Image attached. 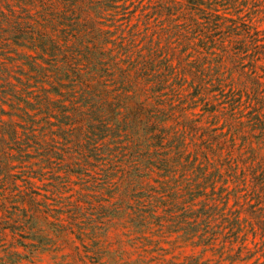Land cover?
<instances>
[{"label":"rangeland","instance_id":"1","mask_svg":"<svg viewBox=\"0 0 264 264\" xmlns=\"http://www.w3.org/2000/svg\"><path fill=\"white\" fill-rule=\"evenodd\" d=\"M62 1L0 0V7L11 20L25 18L65 44L82 31L66 35L55 23V12L68 10ZM97 1L79 0L86 11L81 23L95 18ZM242 1L235 12L214 0H115L96 18L117 59L174 67L163 98L169 120L161 149L172 169L149 174L140 193L126 189L128 141L107 138V154L101 146V158L86 157L83 139L75 141L78 125L61 124L55 55L37 59L46 69L41 82L22 86L17 80L25 84L30 68L18 53L36 52L0 47V58L12 61V81L24 88L14 108L11 100L0 105L16 183L0 175V264H264V101L249 90L257 79L264 95V62L254 65L249 51L235 52L242 35L226 32L229 21L218 20L220 34L207 21L217 6L219 16L252 23L263 43L264 0H254L255 7ZM6 27L2 22L0 32ZM196 64L210 68L203 87L182 73ZM43 91L52 100L48 109L38 102ZM173 134L184 148L175 147Z\"/></svg>","mask_w":264,"mask_h":264},{"label":"trees","instance_id":"2","mask_svg":"<svg viewBox=\"0 0 264 264\" xmlns=\"http://www.w3.org/2000/svg\"><path fill=\"white\" fill-rule=\"evenodd\" d=\"M187 1L197 5L201 0ZM248 1H242V4L246 6ZM114 2L115 0H98L93 4L95 18L90 17L89 20L81 23L79 18L86 12L82 3L79 0H68V10L55 12V23L63 26L61 29L63 34L68 35V32L72 33L78 28L81 29L82 34L72 33L74 41L65 44L61 43L60 39L48 36L25 18H22V21L11 20L0 7V24L2 22L7 24V27L0 32V47L10 46L13 50L11 46L14 45L26 46L36 52V57L18 53V59L26 61L22 64L30 68L24 73L27 76L25 84L17 80L22 86H29V80H34L35 83L41 82L46 69L37 59L44 60L46 54L51 58L55 55V94L59 96L55 100V108L61 124L78 125L75 141L80 143V139H83L86 157L101 158V154H104L100 151L101 146L107 154L109 149L105 146L110 147L105 142L107 138L114 141L122 137L123 140L128 141L126 155L128 164L124 172L126 189H139L140 193L145 188L144 181L149 174L157 170L165 176L172 169L170 155L161 149L164 148L163 141L167 139L165 123L169 120V113L165 110L163 102L167 98L166 89H172L169 75L173 74L174 67L154 66L147 59L123 61L106 49L105 45L108 41L102 37L103 29L96 18L103 11L113 8ZM214 2L225 8L233 7L235 12L240 10L239 0H214ZM250 3L252 7L258 5L254 0H250ZM213 11L214 13L207 16V21L211 22L215 31L223 24L218 20L224 19L230 22L228 25L225 24L226 32L242 35L241 40H235L237 44L234 47L237 49L235 52L249 51L247 54L254 65L264 62V42L259 43L262 39L258 38L256 27L250 22L242 21L237 24L236 19L225 15L219 16L217 6ZM90 15L91 13H87V16ZM217 32L220 34V31ZM248 42L253 45L251 48L248 47ZM233 52L229 54L235 61L238 59V54ZM206 68L196 64L191 68H184L182 73L192 76L193 87H203L204 79L209 76L206 73L210 69L209 65ZM13 78L12 61L6 62L0 58V105L6 100H11L14 108L22 100L24 88H18L12 81ZM220 83L219 81L215 84V88L219 91L222 90ZM250 83L249 90L253 92L258 102H263L264 95L261 94L262 90L260 91V81L254 79ZM51 101L46 91H43V96L38 100L47 109L51 106ZM67 101L70 106L66 104ZM168 105L169 110L173 109L171 104ZM9 125H12L9 132L10 140L16 143L20 139L18 131L11 121ZM193 125L194 123L191 122L190 127ZM2 129L0 126V175H4L5 181L10 185L16 186L11 173L10 154L6 148L8 144L6 133ZM171 138L178 150L185 147L181 137L173 134ZM22 151L19 146V157H22ZM29 200L32 204L35 203L34 197H29Z\"/></svg>","mask_w":264,"mask_h":264}]
</instances>
